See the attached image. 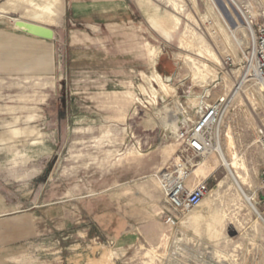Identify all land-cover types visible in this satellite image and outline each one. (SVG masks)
<instances>
[{
    "label": "rangeland",
    "instance_id": "374dc122",
    "mask_svg": "<svg viewBox=\"0 0 264 264\" xmlns=\"http://www.w3.org/2000/svg\"><path fill=\"white\" fill-rule=\"evenodd\" d=\"M235 2L61 0L48 25L0 1V264H264V96L237 90L242 57L220 38L224 21L237 28L227 6L241 26L264 23V0ZM154 72L172 76L164 97ZM204 90L208 103L235 95L219 143L233 138L261 219L213 153L188 167L205 198L168 228L158 175L180 149L170 122L181 107L193 119Z\"/></svg>",
    "mask_w": 264,
    "mask_h": 264
},
{
    "label": "built area",
    "instance_id": "2783aa9c",
    "mask_svg": "<svg viewBox=\"0 0 264 264\" xmlns=\"http://www.w3.org/2000/svg\"><path fill=\"white\" fill-rule=\"evenodd\" d=\"M242 17L245 34L243 36L242 33H236L243 41L238 48L242 58L237 90L245 86L255 87L264 96V23H254L251 19ZM208 94L200 98L193 119L190 118L189 111L181 107L182 113L174 133L176 141L179 142V153L158 175L159 188L169 208L163 220L168 228L176 226L178 216L197 208L207 194L204 184L192 181V173L188 167L190 162L211 156L208 149L212 146V129L223 120L235 96L224 95L208 103ZM256 144L263 159L260 177L264 190V125L256 132Z\"/></svg>",
    "mask_w": 264,
    "mask_h": 264
},
{
    "label": "bare ground",
    "instance_id": "6f19581e",
    "mask_svg": "<svg viewBox=\"0 0 264 264\" xmlns=\"http://www.w3.org/2000/svg\"><path fill=\"white\" fill-rule=\"evenodd\" d=\"M210 2H212V4L214 5V0H210ZM230 2L233 6H235V8H237V10H240V7L235 2V0H230ZM16 3L21 4L22 9H24V11L26 13L25 14L26 17L34 18V19H37L39 22L47 23L50 25H54L57 23V21H56L57 8H58V5L60 4V0H16ZM227 8H228V12L230 13V16L234 20L235 24H237V28L231 31L228 28V26L225 24V21H224L223 23H224L226 30L230 36H226L224 34L226 37L224 38L221 35L220 38L223 40L228 51L229 50L235 51V47L233 46V44H230V41L234 42V44L237 46V48H239V46L243 43V41L241 38H239L236 35L237 29L238 30L241 29V31L240 30L239 31L243 34V36H244L245 32L243 31V28H242L240 22L238 21V19L236 18V16L234 15L232 9L229 6H227ZM172 32H174V31L172 30ZM197 51L200 55L204 56L207 59L210 58L211 56L214 57V55H211L210 51H208V49L205 47L204 48L200 47L199 50H197ZM214 59H215V57H214ZM191 62L193 63V65L196 64V63H194L193 60H191ZM216 63L218 65H221V63L218 60L216 61ZM202 66L204 67L205 65L202 64ZM154 77L156 79H158L159 87L161 88V91L163 93V97L165 95L169 94V86L166 83H164L163 80L161 79V77L158 74H156L155 72H154ZM204 93L208 94L209 90H204ZM198 99L199 98H196V102H197L196 105L197 106H199V103H200V102H198ZM220 123L215 125L214 128L212 129V133L210 135L212 146L210 149H208V153H211V154L216 153L217 154L219 160L221 161L222 166L227 171V175H228V179L230 181L231 187L239 195V197H241L244 200V202L249 206V208L252 210V212L256 216H258V218L260 219V217L257 213L258 211L252 202V197L248 196L245 193V191L243 190V187L247 185V181L245 180V178L243 176H241L239 174V172L240 171L244 172L245 167L243 166V164H241L239 162L238 154H237V152H235L236 146H235V142H234L233 138H231L228 135H225L228 139L227 144L225 145V150H224V148L221 147V145L219 143ZM170 124L173 127H176V122H172V123L170 122ZM228 131H229V129L227 128V132ZM11 132H14L15 135H18V134L20 135L21 131L12 130ZM223 137H224V135H223Z\"/></svg>",
    "mask_w": 264,
    "mask_h": 264
},
{
    "label": "water",
    "instance_id": "95a60500",
    "mask_svg": "<svg viewBox=\"0 0 264 264\" xmlns=\"http://www.w3.org/2000/svg\"><path fill=\"white\" fill-rule=\"evenodd\" d=\"M28 29L29 31L31 32L30 34L31 35H34V36H37V37H40L42 39H52V36H53V32L52 30L50 29H45V28H42V27H39V26H36V25H33V24H30L28 25ZM162 79L165 81V82H168L170 83L172 81V76L169 75V76H163ZM261 219V218H260ZM262 220V219H261ZM262 222L264 223V221L262 220Z\"/></svg>",
    "mask_w": 264,
    "mask_h": 264
},
{
    "label": "crops",
    "instance_id": "0c3cea01",
    "mask_svg": "<svg viewBox=\"0 0 264 264\" xmlns=\"http://www.w3.org/2000/svg\"><path fill=\"white\" fill-rule=\"evenodd\" d=\"M1 1V0H0ZM10 2H16V0H6V4H7V8L8 7H10V6H12L11 5V3ZM3 8V6H1L0 7V9H2ZM9 9V8H8ZM23 11H24V9H23ZM61 12V0H60V4H59V6H58V8H57V16H56V21H57V23H58V21H59V18H60V13ZM24 13H25V11H24ZM1 14H5V13H1ZM6 14H9V13H6ZM24 15V18L26 17L25 16V14H23ZM27 19H31L30 17H26ZM32 20H36V21H38L37 19H32ZM43 23V22H42ZM56 23V24H57ZM45 24H47V23H45ZM56 24H54V25H56ZM48 25H50V24H48ZM17 59V60H16ZM15 59V61L14 62H17V61H21V60H19L18 58H16ZM34 61H36V60H34ZM27 63L26 62H20V64H19V66L20 65H26ZM39 67V66H38ZM41 68H43V66L41 67ZM39 69H40V67H39Z\"/></svg>",
    "mask_w": 264,
    "mask_h": 264
}]
</instances>
